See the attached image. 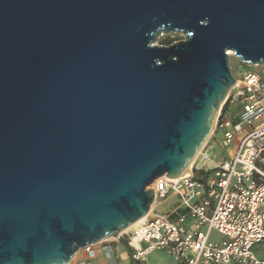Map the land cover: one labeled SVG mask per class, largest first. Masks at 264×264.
<instances>
[{
  "label": "water",
  "instance_id": "95a60500",
  "mask_svg": "<svg viewBox=\"0 0 264 264\" xmlns=\"http://www.w3.org/2000/svg\"><path fill=\"white\" fill-rule=\"evenodd\" d=\"M228 52L264 69V0H0V264L127 246L210 135Z\"/></svg>",
  "mask_w": 264,
  "mask_h": 264
},
{
  "label": "built area",
  "instance_id": "2783aa9c",
  "mask_svg": "<svg viewBox=\"0 0 264 264\" xmlns=\"http://www.w3.org/2000/svg\"><path fill=\"white\" fill-rule=\"evenodd\" d=\"M244 64L223 100L229 109L221 114V105L210 133L213 139L222 131L224 144L233 142L231 155L210 166L205 143L196 158L201 166L151 182L154 202L125 236L134 261L162 250L178 264H264L254 252L264 240V69ZM200 170L211 172L198 180ZM174 196L178 202L169 212L154 211ZM213 230L225 238L211 241ZM81 250L94 255L91 246Z\"/></svg>",
  "mask_w": 264,
  "mask_h": 264
},
{
  "label": "rangeland",
  "instance_id": "374dc122",
  "mask_svg": "<svg viewBox=\"0 0 264 264\" xmlns=\"http://www.w3.org/2000/svg\"><path fill=\"white\" fill-rule=\"evenodd\" d=\"M166 35L168 36L177 35L180 37V39L183 38V35L180 32H170V34H163V35L158 36L154 42L159 44L161 38ZM228 54H229V59H228L229 68L231 69L232 75L235 77L237 76L239 71L246 68V65L242 61H240L236 56L232 57L230 53ZM211 137H212V134L208 136L205 143L208 144L207 150L209 153V160L210 162H212L210 163V166H215L214 164L221 162L223 159H226L231 155V152L233 150L232 149L233 142L229 143L228 145H225L223 142L224 134L222 133V131L216 133V136L213 139H211ZM199 162L200 160L196 159L193 165L199 167L201 166V163ZM177 202H178V198H176L175 196L169 197L167 198L166 201L158 202L154 206V211L158 213L159 212H169L175 206ZM129 230L130 229H127V231H123V235L126 236ZM224 238L225 237L219 234L216 230H213L210 234L209 239L211 241H221ZM254 252L258 256L264 257V240L259 243H256L254 247ZM141 263L142 264H176L177 262H174V260L170 256H168L164 251L160 250V251H153L147 254L144 257V259L141 260Z\"/></svg>",
  "mask_w": 264,
  "mask_h": 264
},
{
  "label": "crops",
  "instance_id": "0c3cea01",
  "mask_svg": "<svg viewBox=\"0 0 264 264\" xmlns=\"http://www.w3.org/2000/svg\"><path fill=\"white\" fill-rule=\"evenodd\" d=\"M91 248L94 251L93 256H88L85 251L79 250L68 264H142L131 258L129 247L112 238L98 242Z\"/></svg>",
  "mask_w": 264,
  "mask_h": 264
},
{
  "label": "trees",
  "instance_id": "16d2710c",
  "mask_svg": "<svg viewBox=\"0 0 264 264\" xmlns=\"http://www.w3.org/2000/svg\"><path fill=\"white\" fill-rule=\"evenodd\" d=\"M180 37L177 35H166L163 36L159 42V44H163V45H169L171 42L175 41V40H179ZM229 109V105L227 102H225L222 107H221V114L225 113L227 110ZM211 172V170L208 171H197L195 174V178H197L198 180H204L206 178V176Z\"/></svg>",
  "mask_w": 264,
  "mask_h": 264
},
{
  "label": "bare ground",
  "instance_id": "6f19581e",
  "mask_svg": "<svg viewBox=\"0 0 264 264\" xmlns=\"http://www.w3.org/2000/svg\"><path fill=\"white\" fill-rule=\"evenodd\" d=\"M228 53H230V52H228ZM230 54H231V53H230ZM206 139H207V138H206ZM198 154H199V152H197V153L195 154V156H193V158L189 161L187 167L184 169V171H183L180 175L189 172V169L192 167V165H193V163L195 162V160H196ZM145 216H146V215H145ZM145 216H143V217L140 218L139 220H137V221H135L134 223H132L131 225H129V226L127 227V229H130V228H132L133 226H135L138 222H140L141 220H143V218H144ZM127 229H125L124 231H127Z\"/></svg>",
  "mask_w": 264,
  "mask_h": 264
}]
</instances>
